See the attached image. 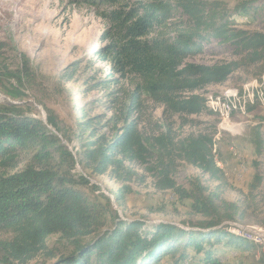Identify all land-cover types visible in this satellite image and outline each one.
<instances>
[{
	"label": "trees",
	"instance_id": "1",
	"mask_svg": "<svg viewBox=\"0 0 264 264\" xmlns=\"http://www.w3.org/2000/svg\"><path fill=\"white\" fill-rule=\"evenodd\" d=\"M69 2L100 12L109 28L101 36L108 44L98 56L109 59L119 75L134 76L140 84L130 97L132 107L122 110L114 124L108 123L111 135L100 134L95 120L79 123V150H70L64 143L63 139L69 143V137L49 110L44 108L45 125L28 114L27 105H0V169L17 168L21 156L30 161L20 172L0 174V233L9 236L0 241V264H28L39 257L44 262L35 264H184L192 258L193 249L202 255L201 264H215L216 245L258 252L255 243L220 227L238 215L245 219L250 208L221 197L227 181L215 159L214 135H189L178 142L166 135L146 138L132 116L140 109L141 92L165 112L188 118L207 110L208 100L198 91L225 84L243 66H256L255 78L263 76L264 31L238 29L233 16L227 15L218 2ZM234 13L250 18L251 23L264 24V0H246ZM212 42L225 54L232 51L239 61L213 67L185 64L205 53V46ZM21 67L5 73V80L14 84L4 90V95L22 101L28 97V88L43 107L42 96L35 93L41 81L26 57ZM64 76L66 82L72 79V74ZM263 130L259 124L252 135L259 155L264 152ZM83 133L89 134L83 138ZM176 160L217 183V191L206 187L200 178L191 181L189 188L179 186L174 179ZM135 166L154 179L157 191L174 192L181 203L190 201L189 214L202 220L188 221L185 228L121 217L125 199L133 193L131 185L144 181ZM91 176H109L121 187L111 198L91 183ZM260 185L261 179L255 176L248 196H253ZM53 237L58 244L51 248ZM260 264H264V257Z\"/></svg>",
	"mask_w": 264,
	"mask_h": 264
},
{
	"label": "rangeland",
	"instance_id": "2",
	"mask_svg": "<svg viewBox=\"0 0 264 264\" xmlns=\"http://www.w3.org/2000/svg\"><path fill=\"white\" fill-rule=\"evenodd\" d=\"M203 1L221 4L227 10V15L233 16L238 29L264 31V24L261 22L251 23L250 18L234 13V9L246 0ZM99 13L86 4L74 5L69 0H0V105H27L30 109L28 114L45 121V109L49 110L57 117L69 137V143L63 139L64 143L74 150L80 149V138H77L79 123L88 119L95 120L100 134L111 135L108 123L114 124L122 110L127 111L128 107H132L130 97L135 92L136 85L140 84L139 79L134 76L119 75L109 59L98 56L108 44L107 41H101V36L109 28ZM205 51L202 55L186 60L185 64L213 67L237 62L240 58L232 51L226 54L221 52L222 48L216 42L207 44ZM24 57L29 60L31 71L41 81L35 93L42 96L43 107L37 104L32 90L28 88H25L28 97L22 101L11 100L4 95V90L14 84L13 80H5V73L22 68ZM256 71V66H243L225 84L208 86L198 91L208 100L207 110L200 116L185 118L172 115L143 92L138 95L140 109L132 116V119L139 122L140 130L146 138L166 135L170 140L178 142L189 135H214L215 159L227 181V188L221 197L229 203L249 206L245 219H240L239 215L233 219L234 223L246 229L252 226L264 229V152L259 155L252 143L255 127L259 124L264 126V110L257 109L250 117L237 120L236 126L241 131L233 134L223 127L220 114L212 110L209 103L216 101L223 89L239 87L257 77ZM68 74H72V79L66 82L64 75ZM88 134L83 133L82 137L86 138ZM262 134L264 135V130ZM29 162L27 156H21L17 168L0 169V174L13 175L25 169ZM174 166V179L179 186L189 188L191 181L200 178L206 187L217 191L215 188L218 184L211 183L198 169L179 160L175 161ZM135 168L144 181H136L131 185L133 193L126 197L124 212L120 211L121 217L144 220L151 224L172 223L185 228L188 221L202 220L189 214L190 201L181 203L174 192L157 191L154 179L143 168ZM77 170L82 173L81 167ZM255 176L261 179V185L253 196H248ZM90 181L110 196L121 187L120 183L109 176H91ZM224 228L229 231L227 225ZM242 235L258 245V252L247 253L216 245L215 264L261 263L264 257V237L251 238L248 232ZM8 237L7 234L0 233V241ZM57 244V237L51 238L49 246L54 248ZM190 256L192 258L184 264H201V254L193 249ZM169 259L167 257L166 261ZM37 262H44V258L39 257L28 264Z\"/></svg>",
	"mask_w": 264,
	"mask_h": 264
},
{
	"label": "bare ground",
	"instance_id": "3",
	"mask_svg": "<svg viewBox=\"0 0 264 264\" xmlns=\"http://www.w3.org/2000/svg\"><path fill=\"white\" fill-rule=\"evenodd\" d=\"M219 95L220 97L216 101L210 102L209 106H212V110L220 114L223 127L233 134H238L241 129L236 126L237 120L250 117L252 112L257 109L264 110V75L259 78H253L239 87L225 88ZM41 120L47 125V121L43 118ZM77 169H79L78 166ZM231 224H233V228H228L229 232L242 237H244L242 233L248 232L251 238H254L264 230L258 226L246 229L234 222H226L220 227ZM239 229L245 230V232L239 231Z\"/></svg>",
	"mask_w": 264,
	"mask_h": 264
},
{
	"label": "built area",
	"instance_id": "4",
	"mask_svg": "<svg viewBox=\"0 0 264 264\" xmlns=\"http://www.w3.org/2000/svg\"><path fill=\"white\" fill-rule=\"evenodd\" d=\"M228 228H233V224L228 225ZM239 231H244L245 232V230H242V229H239ZM263 234H264V230H263V232L260 235H258V237H263Z\"/></svg>",
	"mask_w": 264,
	"mask_h": 264
},
{
	"label": "water",
	"instance_id": "5",
	"mask_svg": "<svg viewBox=\"0 0 264 264\" xmlns=\"http://www.w3.org/2000/svg\"><path fill=\"white\" fill-rule=\"evenodd\" d=\"M6 99V98H5ZM14 104V103H12ZM50 130H53L52 128L48 127ZM54 131V130H53ZM106 195L110 196L108 193H105ZM111 197V196H110Z\"/></svg>",
	"mask_w": 264,
	"mask_h": 264
}]
</instances>
